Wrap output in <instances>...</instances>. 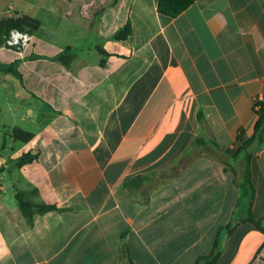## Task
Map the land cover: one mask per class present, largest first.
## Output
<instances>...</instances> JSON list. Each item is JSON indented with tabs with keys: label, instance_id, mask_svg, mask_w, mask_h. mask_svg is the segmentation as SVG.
<instances>
[{
	"label": "crops",
	"instance_id": "crops-1",
	"mask_svg": "<svg viewBox=\"0 0 264 264\" xmlns=\"http://www.w3.org/2000/svg\"><path fill=\"white\" fill-rule=\"evenodd\" d=\"M157 1L0 0V12L39 20L44 9L70 23L52 27L62 43L40 27L24 50L0 45V62L19 59L22 76L0 70V97L36 124L0 148V264H195L214 243L208 264L256 260L264 142L252 146L245 191L231 155L264 96V0H195L175 17ZM127 21L130 34L115 39ZM27 151L37 160L11 162ZM169 168L177 175L140 188L146 205L124 186ZM16 191L60 209L30 220Z\"/></svg>",
	"mask_w": 264,
	"mask_h": 264
},
{
	"label": "trees",
	"instance_id": "trees-1",
	"mask_svg": "<svg viewBox=\"0 0 264 264\" xmlns=\"http://www.w3.org/2000/svg\"><path fill=\"white\" fill-rule=\"evenodd\" d=\"M195 0H158L157 1V10L159 13L164 14L169 17H175L179 13H181L184 9H186L190 4H192ZM40 22L39 20L27 15V14H19L15 13V15L2 18L0 20V44L8 38L10 31L12 29H17L22 31L20 28L23 25H30V28L35 30L38 28ZM131 31L130 22L127 21L122 27L117 29L113 37L115 39H125ZM100 52L106 54V51L100 49ZM59 60L64 66L68 65V61L70 56L62 52L55 57ZM19 59L11 61L9 63L0 62V70L4 72H11L16 75L20 81H22L21 73L17 68V63ZM253 110H254V121L253 127L249 134H246L245 129L242 127L239 129L236 135V149L234 153L231 155V158H237L240 160L241 166L243 167V181L240 184V188L245 191L246 186L250 185V161L252 158V146L254 143H263L264 142V96L257 97L253 100ZM12 136L20 141H27L31 138L32 133L30 131H26L20 127H15L13 129ZM204 138H197L194 142L195 147L201 146L205 143ZM229 151V149H227ZM39 153H32L30 151L23 152L20 156L15 160L17 165H23L27 163H31L37 160ZM235 171L234 169H232ZM178 173V168H169L166 170H162L159 172H154L150 175H135L130 177L124 182V186L131 191L138 193H134V197L137 202L141 205H146L148 202V190H141L140 188L144 185V182H162L164 180L173 178ZM25 193L21 191H16L15 196L18 200L19 206L24 212V214L31 220L32 214L34 211L38 212H46L50 210L60 209L54 203H40L33 204L25 198ZM216 248V243L213 245L212 252L208 255H203L198 257L195 264H208L207 259L213 255V252ZM127 257V253H126ZM127 264H133L130 259H127Z\"/></svg>",
	"mask_w": 264,
	"mask_h": 264
},
{
	"label": "rangeland",
	"instance_id": "rangeland-1",
	"mask_svg": "<svg viewBox=\"0 0 264 264\" xmlns=\"http://www.w3.org/2000/svg\"><path fill=\"white\" fill-rule=\"evenodd\" d=\"M7 0H1V2H5ZM37 13V18L41 21V25L39 24L38 28L33 30L30 28V25H23L21 26V30L26 32L28 35L33 34L34 31H39L40 27H43L41 30V35L47 39L50 40H54V42L59 43V42H64V39H66L64 36L60 35V37H55L54 38V34H53V28L52 27H69L70 23L69 21H64L63 19L61 20L60 24H59V19L58 17H56L52 12L48 11V10H44V9H38V11H36L34 14ZM15 15V13L13 12H9V11H3L0 12V20L2 18H7L10 16ZM34 18V17H33ZM39 21V22H40ZM32 43V40L29 39L28 43L25 45H21L20 47H15V46H10L6 43V39L4 42H2L0 45L6 48H11L14 51H20V50H24L26 47L30 46ZM1 96H4L2 93H0ZM31 100L36 101L37 97L34 93H31ZM23 106H25L24 103H20V102H12V103H8L6 102V99H4V97H0V127H2V125L4 126L3 129V136H2V140L0 142V148L4 146L5 144V138L10 136L12 137L14 140L15 139L12 136L13 133V129L15 127H20L26 131H30L31 128L33 129V127H36V124H34V122L31 120L30 117H23L22 116V110H23ZM28 116H30L28 114ZM23 117V118H22ZM18 125V126H13V125ZM31 132V131H30ZM32 133V132H31ZM18 144H22L21 142ZM11 162H15V160L11 161Z\"/></svg>",
	"mask_w": 264,
	"mask_h": 264
},
{
	"label": "built area",
	"instance_id": "built-area-1",
	"mask_svg": "<svg viewBox=\"0 0 264 264\" xmlns=\"http://www.w3.org/2000/svg\"><path fill=\"white\" fill-rule=\"evenodd\" d=\"M29 39L30 35H28L26 32L12 29L8 38L6 39V43L10 46L20 47L21 45L27 44ZM252 264H264V245L260 250L256 260Z\"/></svg>",
	"mask_w": 264,
	"mask_h": 264
}]
</instances>
